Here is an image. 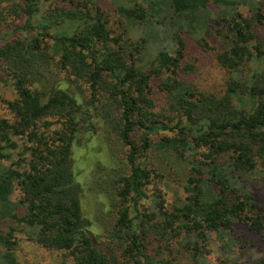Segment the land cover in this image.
<instances>
[{"label":"trees","instance_id":"16d2710c","mask_svg":"<svg viewBox=\"0 0 264 264\" xmlns=\"http://www.w3.org/2000/svg\"><path fill=\"white\" fill-rule=\"evenodd\" d=\"M112 2L0 0V83L14 90L11 118L0 115V225L16 223L0 228V264H19L20 227L69 264H176L179 253L181 264H264V250L253 260L232 250L253 238L264 247V202L250 189L264 188V0ZM107 10L150 33L125 40ZM167 17L178 25L170 53L157 30ZM197 30L217 40L220 95L180 80L192 70L180 32ZM52 68L66 81L38 89ZM157 93L167 110H156ZM97 121L127 149V171L104 170L98 188L115 214L104 241L82 210L81 169L88 157L107 161L91 148ZM168 175L180 179L173 199L147 194ZM213 235L226 238L217 262Z\"/></svg>","mask_w":264,"mask_h":264},{"label":"rangeland","instance_id":"374dc122","mask_svg":"<svg viewBox=\"0 0 264 264\" xmlns=\"http://www.w3.org/2000/svg\"><path fill=\"white\" fill-rule=\"evenodd\" d=\"M108 1L111 2L112 0ZM113 2L121 3V0H113ZM43 9L47 12V10L49 9L48 4L44 5ZM210 9L212 10V12H214L213 17L218 16V9L214 4L211 5ZM107 11L110 15V23L112 24V26L114 28L120 27L122 31H124L123 36L125 40L130 39L131 41L136 43V41H138L141 36H147L150 33L149 27L147 25H134L126 18L110 10ZM211 18L212 17H210L208 20L209 25L213 24ZM21 23H23V21H21ZM157 27V30L161 33L160 36L164 42L162 45L165 46L166 51H169H167L168 53L173 52L175 49L171 37L178 29V25L176 24L175 20L170 19V17H167L162 22V24ZM209 30L211 31L210 28ZM180 34L185 44V57L183 62H187L192 65V70L180 72V80H183L188 85H192L196 89L204 91L206 93H211L215 95L222 93L225 89L224 72L219 67L215 59L216 51L214 48L218 46L216 44L217 40L214 38L213 35H210L209 37L206 35L203 36V34L199 33L198 30L194 33L191 32L190 35L186 34L185 32H180ZM21 35L22 32L19 31L16 32L14 36H12V38ZM201 36L205 38L204 40L207 43L206 48L202 47L199 43H197L198 38ZM147 44L151 45L153 49L156 43L148 42ZM142 57L149 58V56H146L145 54H143ZM162 76L166 77L167 75L164 74ZM64 81L66 80L63 75L52 68L51 72L49 71L48 74H45L44 80H41V82L37 84V86L38 89L47 90L54 84ZM155 83L156 85L158 84V82L156 81ZM13 96L14 90L12 86L9 84L0 83V115L7 118H11V113L7 109L5 101L12 100ZM155 98L156 110H167V105L161 94H155ZM91 121H93V119H91ZM101 124V121H97L95 124V131H98V135L102 133L101 136L97 137L100 141V145H98V143L96 142L97 145L91 148L92 151L97 153V155L102 151H105V153L107 154V161H100L98 156L88 157L86 160V166L81 169V184L84 189V197L82 201L83 213L85 217L92 223V234H94L95 236H99L100 240L104 241V233L102 230L113 222L115 214L113 213L110 206L103 199H101V197L98 196L100 195L98 193V188H101V184L106 182L105 179L101 178L104 170H106L103 174L105 175V178H108L111 174H119L127 171L125 165V155L127 149L122 146L118 139H116L115 134H107L106 132H104L105 129L104 127L102 129ZM87 156L89 155L87 154ZM152 166L153 165H149L148 167L152 168ZM99 177L101 178V180L99 179ZM251 183L256 184L255 186L250 188L253 192L255 199L258 202L263 203L264 188L261 185L262 183L258 181H254ZM179 185L180 179H177L176 177H173L171 175H168L166 177H154L150 181V184L147 185V194L151 196L156 192V190H159L162 192L165 199L171 200L174 196V188H178ZM146 201V204L150 203L149 198ZM14 226L16 227L15 222H8L1 224L0 228L7 232L9 230V227ZM27 230V228L22 230L20 227V229L16 233L18 245L15 250V257L19 264H69V260L67 256H65V253L61 251L42 249L37 244L29 241V238L26 237ZM212 239L214 240V242L213 246L211 247L210 261L217 262V260L221 259V254H219V248L226 241V238L220 240L218 237L213 235ZM253 239L254 241L247 239V241H241L240 250L233 247V253H236V255L243 254L242 258L246 260H253L254 258L261 257L262 252L264 250L263 244L257 242L255 238ZM175 256L176 259H178L176 260V264H181L185 259L187 260L185 254L182 255L179 253L178 255L175 254ZM219 257L220 259H218Z\"/></svg>","mask_w":264,"mask_h":264}]
</instances>
